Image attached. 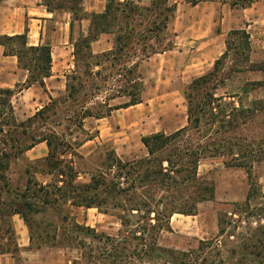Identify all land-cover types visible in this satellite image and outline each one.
<instances>
[{
	"label": "trees",
	"instance_id": "trees-1",
	"mask_svg": "<svg viewBox=\"0 0 264 264\" xmlns=\"http://www.w3.org/2000/svg\"><path fill=\"white\" fill-rule=\"evenodd\" d=\"M40 1L50 13L65 9L72 14L71 33L75 21L89 19L90 26L88 33L82 32L73 44L75 66H81L83 71L79 74L75 70L68 77L67 96L61 100L51 98L49 104L22 122L16 120L11 99L34 84L45 87L46 79L52 75V46L30 44L28 28L23 33L0 35L3 55L15 56L18 67L28 75L25 83L16 84L13 89L0 88V231L15 244L5 251H19L12 217L20 215L30 230L31 247L35 241L39 243L36 248L72 246L81 251V264H264V194L253 176L255 164L264 161V99L248 105L228 104L224 96H216L227 82L228 60L233 63L232 73L242 72L246 65L264 72V62L251 63L249 32L242 28L229 31L226 50L213 68L185 87L186 126L169 134L142 136L148 152L145 157L123 161L111 152L104 170L99 169L90 182L83 183L78 181V171L69 158L72 144L55 130L36 132L35 124L49 121L51 110L54 117L65 113L68 105L63 104L62 109L58 105L69 100L82 104L77 111L79 117L73 122L78 128H82L87 117L103 118L115 109L141 103L139 64L173 48L174 34L170 29L178 7L171 0H108L103 12L87 14L83 0ZM186 1L196 6L216 0ZM218 1L246 9L259 0ZM103 34L113 37V48L94 54L92 43ZM115 77L123 78L124 85L97 102L104 111L93 112L88 103ZM84 78L90 80L93 90L79 100L86 87ZM252 85L257 86L251 90L262 88L264 81ZM249 86L246 84L245 92ZM122 97L128 98L124 105L110 106L111 100ZM67 119L72 121L74 115ZM41 142H46L49 150L42 160L41 172L52 175V181L43 184L29 178L24 191L13 189L7 175L11 161ZM207 157H225L226 166L246 170L250 184L246 200L236 203L230 214L219 215L216 238L200 240L198 247L188 250L162 246L160 236L172 229L175 214L195 216L200 203L215 198V185L199 175L200 162ZM72 207H111L121 226L118 234L99 233L73 222Z\"/></svg>",
	"mask_w": 264,
	"mask_h": 264
},
{
	"label": "rangeland",
	"instance_id": "rangeland-1",
	"mask_svg": "<svg viewBox=\"0 0 264 264\" xmlns=\"http://www.w3.org/2000/svg\"><path fill=\"white\" fill-rule=\"evenodd\" d=\"M2 2L3 0H0V5ZM37 2L40 3L41 1L38 0ZM23 3L21 2V4ZM5 4L7 5V10H4L0 15V29L7 28L11 31L9 35H13L12 33L15 31L23 33L27 27L31 44L39 42L49 43L54 52L53 76L47 80L45 89L41 90V87L37 85L38 89L19 93L13 98L17 118L20 121H25L40 108L51 102V100H48L49 98H46L47 94L53 96L55 100H61L67 96L68 77L75 70L79 74L83 71L81 66L80 68L74 67L72 70L70 69L72 67H68L71 60L73 61L71 59L73 50H70V48H73L74 42L79 39L82 32L84 34L88 33L90 23L87 19L75 21L74 31L71 33L69 23L72 21V14L65 9H58L46 21L38 22V25H41L39 27L33 25V21H30L29 17L26 20L23 18L24 11L15 10V0ZM83 4L85 5L84 8L92 5L90 0H83ZM206 4L217 7L216 26L213 36H211L213 39L210 42L202 39L192 42L188 27L192 26L190 23L193 17L209 16L211 12H206V10L198 13L190 12L187 8L191 4L184 0L182 6L186 7L187 10H181L178 19L177 13L170 29V32L174 34V36H171L174 45L171 50L174 52L168 57H157V59L152 61L148 59L141 63L139 71L143 78L141 93L143 104L138 106L137 111H115L106 129L107 135L103 138L95 139L94 152L89 156H85L84 160L78 156L74 147L89 137L95 138L98 135V131L95 129L96 125L94 124V130L92 128H87V131L83 129L78 135L79 139L71 143L73 158H79L77 164L79 170L83 173L80 182H90L92 174L99 169H103L109 163L111 152H114L123 161L139 159L144 154V147L141 143L142 136L156 132L169 134L187 125L185 87L195 78L201 76L202 72L205 74L212 69L214 61L226 50V39L229 31L241 28L246 29L251 37V63L264 62V0H259L246 9H235L228 3L218 0L206 1ZM34 8L36 7L34 6ZM33 12L37 14V10H33ZM86 13L92 14V12ZM209 23L205 22V25L197 26L208 27ZM0 35L5 34L0 31ZM110 41L111 37L108 35L101 36L99 42L93 43V52L98 54L106 51L110 46ZM232 65V60H228L225 66V74L228 79L226 84L216 92V96H224V102L228 104L248 105L253 100L264 99V87L250 89L252 86H257L252 85L253 82L264 81V72L253 71L248 69L246 65L242 72L232 73L230 70ZM15 76L20 78L22 72H19V69H17L11 59H4L0 53L1 79L3 78L4 81L9 83L13 81ZM84 79L86 87L81 92L79 100H83L84 94L93 90L90 80ZM124 83L123 78H111L107 82L106 90L104 89L99 96L94 97L88 103V106L92 108L93 112L104 111L105 108L99 106L97 102H101L110 94H115ZM248 83L250 86L248 87V92H245L246 84ZM12 86L15 88V85ZM127 101L128 98L122 97L110 101V103L112 106H118L124 105ZM63 104L68 105L66 112L59 113L54 117L51 110V113L49 112L51 114L49 121L44 123L39 120L35 124L36 132L43 133L56 129L65 138V135L71 133L72 129L78 128L73 122L79 117L77 111H80L82 104H79L78 101L69 100L67 103L63 102L61 104L60 102L58 106H63ZM73 115L74 119L72 121L67 119L68 116ZM84 124H86V121ZM225 161V157H207L200 162L199 175L202 179L215 185V198L200 203L198 213L195 216L175 215L171 219L172 229L164 231L160 236L162 246L177 250H188L198 247L200 240L216 238L219 233V215L221 213L230 214L234 211L236 203L246 200L250 187L246 170L244 168L226 166ZM42 165L41 160L35 161L28 155L13 160L8 172L12 188L24 191L28 178L37 180L38 176L39 180H43L42 178L44 177L35 174L43 168ZM253 176L264 194V161L255 164ZM46 178L50 180L51 177ZM105 209L109 210L108 214L104 213ZM116 213L111 207L93 208L90 210L85 207H72L71 219L73 222L76 221L82 225L90 226L99 233L114 236L118 234L121 227L115 215ZM2 226L3 224L0 221V227L2 228ZM15 240L17 241V236H15ZM0 243L4 250L9 247L11 249L15 247L12 239L8 235H4L3 231H0ZM38 244V241H35L34 247H31L35 251L40 249L37 252L34 251L32 256L21 251L15 253L14 256L5 253L1 257L0 264L82 263L81 251L77 248L60 244L36 248Z\"/></svg>",
	"mask_w": 264,
	"mask_h": 264
},
{
	"label": "crops",
	"instance_id": "crops-1",
	"mask_svg": "<svg viewBox=\"0 0 264 264\" xmlns=\"http://www.w3.org/2000/svg\"><path fill=\"white\" fill-rule=\"evenodd\" d=\"M12 1H14V0H3L2 4L0 5V15H1V13H3L4 10H7V5L5 3H11ZM15 1H16L15 10L16 11H18V10L19 11H24L23 18L26 20L27 17H29L30 18L29 20L30 21H33V25H35V26L41 27V25H38V22L46 21L50 17V15L53 14V13L48 12L47 9H46V7L44 5H42L39 2H37L38 0H15ZM107 1L108 0H90V4H92V5H90L91 7L90 6L89 7L86 6V8H84L85 5L83 4L84 11L85 12H92V13H94V12H103L105 10V8H106ZM119 1L123 2L125 0H119ZM133 1H135L137 3H150L152 0H133ZM171 1L177 3V7H178L177 8V13H178L177 19H178L180 17L179 16V13L181 12V10H185L186 9V7L182 6V2L184 0H171ZM21 2H24V3L21 4ZM34 3H35L34 6L36 8H34V6H33ZM187 9L190 12L193 11V13H198L199 11L201 12L203 10H206V12L207 11L211 12V14L209 16L206 15V16H203V17H196V18L193 17V20L190 23V24H192V26L191 27H188L189 35H190V38H192V42H196L197 40H200V39H202V40H204L206 42H210L211 39H213L211 36H213L214 29H215V26H216L215 18H216V9H217V7L214 6V5H211L210 6V5L206 4V2H201V3H199L196 6H193V5L189 6V8H187ZM218 9H220V8H218ZM33 10H37V14H35L36 12H33ZM87 20H89V19H87ZM82 21H84V20H82ZM205 22H210L209 25H208V27L197 26V25H202V24L205 25ZM89 23H90V20H89ZM70 24H71V21L69 23V26H70ZM0 31L3 34H9L11 32L7 28L0 29ZM17 33H21V31H15L12 34H17ZM103 35H108V34H103ZM103 35H101V36H103ZM108 36L111 37V41H110V46L108 47V49H106V51L111 50L113 48V45H114L113 37L111 35H108ZM99 39L97 41L93 42V43L95 44V43L99 42ZM93 43H92V45H94ZM37 44L38 43H34L32 45H37ZM70 50H73L74 51V47L73 48H70ZM92 51H93V49H92ZM106 51H104V52H106ZM173 52H174L173 50H169V51H165L163 53H157V54L152 55L148 59L150 61H152L154 59H157V57H168ZM0 53L3 56L4 59H6V60L7 59H11L13 61V63L17 66V69H19V72H22V76L20 78H18V77L16 78V76H15L16 79L14 78L13 81L12 82H9V83L6 82V81H4V79L3 78L1 79V77H0V88H12L13 89V86L12 85H15L16 86V84H23V83H25L28 75H27V72L25 70L20 69L18 67L17 58L15 56H4L3 55V48L1 46H0ZM93 53L95 54V52H93ZM101 53H103V52H101ZM52 55H53L52 75H51V77H49V78L46 79L45 83L47 82L48 79L52 78V76H53L54 61H55L53 50H52ZM71 59H73V61L71 60V63L68 65V67L69 68L72 67V68H70L72 70L74 67H76L75 66V61H74V55L73 54H72ZM148 59L142 60L140 62L139 69H140L141 63L144 62V61H146V60H148ZM215 61H214V63H215ZM213 66H214V64H213ZM20 70H22V71H20ZM202 74H203V72H202ZM202 74H200V75L202 76ZM142 80H143V78H142ZM37 85L39 87H41V90L43 88L45 89V87H42L39 84H34L31 87H29V88H25L23 91L17 92L12 97L11 103H12V106H13V109H14V115H15L16 120L18 122H22V121H20L17 118V116H16L17 115V112H15L16 107L13 104V98L17 94H19V93L20 94L21 93H26V92L31 91L33 89H38ZM46 98H49L48 100L50 101L51 98H53V96H50L49 94H47V97ZM116 99H113L111 101H114ZM44 104H46V103H44ZM109 104H110V106H112L111 103H109ZM141 104H143V102H141L139 104H136V105H132V106H130L128 108L115 109L114 111H112L113 113L111 112V114L109 116H106V117H103V118H96L94 116L93 117H87V118H85L83 120V123L86 121V124H84L82 126V128L72 129V132L71 133L65 135V139L67 141H69L70 143H74L75 141H77L79 139L78 138V135L83 131V129L86 130L87 128L88 129L92 128V130H94V124L96 125V128L95 129L98 131V135H96L95 138L94 137H89V138H87L86 140L82 141L81 143H79L78 145H76L74 147V150L76 151V153L78 154V156L79 157H82V160H84L86 158L85 156H89L92 152H94V142H95V139H100V138H103V137H105L107 135L106 134L107 133L106 132V129H107L108 125L110 124L111 117L114 115V112L115 111H120V110L137 111L138 106L141 105ZM40 107H42V106H40ZM40 109H42V108H40ZM36 113L32 114V116H34ZM32 116H30V117H32ZM87 124H88V127H87ZM55 131L58 132L59 134H61L58 130L55 129ZM141 143H142V141H141ZM142 145H143V143H142ZM143 147H144V150H143L144 154L142 156H140V158L145 157L147 155V153H148L147 152V149L145 148L144 145H143ZM48 151L49 150H48L47 143L46 142H41V143L36 144L30 150L26 151L22 156L28 155V156H30L31 159H34L35 161H38V160H41L42 161L48 155ZM72 154L73 153L70 154L69 158L74 159V166H75V168H76V170L78 171V174H79L78 181H80L81 180V176H82L83 173H81V171L79 170V166L77 164V160L79 158L78 159L77 158H73V155ZM17 159H19V158H17ZM12 161H11V164H12ZM10 168H11V165H10ZM9 170H8V172H9ZM8 172H7V175H8ZM35 174L40 175L41 177H44V178H42L43 180H39L38 176L36 175L37 176L36 179L39 182L43 183V184L50 183L52 181V178H53L52 175L47 174V173H43V172H41V170H38ZM46 177H51V178H50V180H48ZM9 180H10V178H9ZM28 180H29V178H28ZM26 187H27V184H26L24 190L26 189ZM78 208H83V207H78ZM93 208H87V209L90 210V209H93ZM175 215H182V214H175ZM183 216H185V215H183ZM12 224H13V227H14V230H15V233H16V236H17V244L19 246V251H21L22 253H28L29 256H32L34 254V251L35 250H33L31 248V245H30V230H29L28 226L25 224L24 220L20 217V215H14L12 217ZM39 250L40 249H37L35 252H37ZM5 253H8V252H6L4 249L2 251V244L0 243V261L2 259L1 257ZM9 254H12L14 256L13 253H10L9 252Z\"/></svg>",
	"mask_w": 264,
	"mask_h": 264
}]
</instances>
